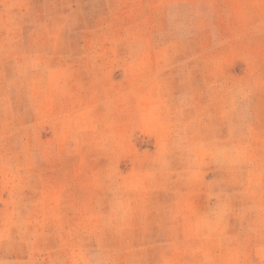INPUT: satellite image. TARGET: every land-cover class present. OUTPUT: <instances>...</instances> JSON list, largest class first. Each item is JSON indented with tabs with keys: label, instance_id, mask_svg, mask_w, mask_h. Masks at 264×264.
I'll list each match as a JSON object with an SVG mask.
<instances>
[{
	"label": "rangeland",
	"instance_id": "obj_1",
	"mask_svg": "<svg viewBox=\"0 0 264 264\" xmlns=\"http://www.w3.org/2000/svg\"><path fill=\"white\" fill-rule=\"evenodd\" d=\"M0 264H264V0H0Z\"/></svg>",
	"mask_w": 264,
	"mask_h": 264
}]
</instances>
